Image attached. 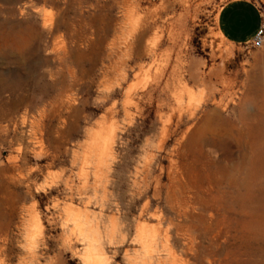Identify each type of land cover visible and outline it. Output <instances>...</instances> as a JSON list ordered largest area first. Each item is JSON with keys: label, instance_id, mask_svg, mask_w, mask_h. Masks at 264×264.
Returning a JSON list of instances; mask_svg holds the SVG:
<instances>
[{"label": "rangeland", "instance_id": "1", "mask_svg": "<svg viewBox=\"0 0 264 264\" xmlns=\"http://www.w3.org/2000/svg\"><path fill=\"white\" fill-rule=\"evenodd\" d=\"M230 1L0 0V264H264L223 170L264 182Z\"/></svg>", "mask_w": 264, "mask_h": 264}, {"label": "bare ground", "instance_id": "2", "mask_svg": "<svg viewBox=\"0 0 264 264\" xmlns=\"http://www.w3.org/2000/svg\"><path fill=\"white\" fill-rule=\"evenodd\" d=\"M220 36L224 39L221 33ZM262 75L264 77V71ZM208 123H211L210 120H208ZM227 128L232 133H236L239 137L244 136L243 131H240L229 122H227ZM255 164L256 161L250 159L249 161H244L241 166L237 165L232 170L225 165L223 170L228 173L227 178L232 189L231 206L233 208H239L245 215V218L250 219L244 222L249 228H253L250 232L251 236L257 240H264V182L256 177L257 175L254 173ZM233 170L236 173L232 172ZM238 174L242 175L243 178L240 179ZM255 189L261 190L262 193H260V195L257 193L255 194ZM249 264H253V262L250 261Z\"/></svg>", "mask_w": 264, "mask_h": 264}, {"label": "crops", "instance_id": "3", "mask_svg": "<svg viewBox=\"0 0 264 264\" xmlns=\"http://www.w3.org/2000/svg\"><path fill=\"white\" fill-rule=\"evenodd\" d=\"M264 23L260 9L248 0H232L218 15L217 29L233 45H249Z\"/></svg>", "mask_w": 264, "mask_h": 264}, {"label": "built area", "instance_id": "4", "mask_svg": "<svg viewBox=\"0 0 264 264\" xmlns=\"http://www.w3.org/2000/svg\"><path fill=\"white\" fill-rule=\"evenodd\" d=\"M249 45L256 50L264 48V23L259 29L253 41Z\"/></svg>", "mask_w": 264, "mask_h": 264}]
</instances>
